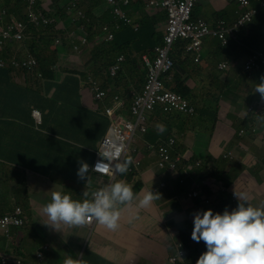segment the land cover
Wrapping results in <instances>:
<instances>
[{
    "label": "trees",
    "instance_id": "16d2710c",
    "mask_svg": "<svg viewBox=\"0 0 264 264\" xmlns=\"http://www.w3.org/2000/svg\"><path fill=\"white\" fill-rule=\"evenodd\" d=\"M137 1L136 4L131 2L124 5L123 0H115V5H111L106 0H56L51 17H56L65 28H56L55 24L47 27L29 26L26 32L25 44L37 59L43 79H36L34 73L0 68V164L3 167H0V184L8 189V182H15L14 189L9 187L13 189L10 196L14 203L10 209H6L7 202L0 204V216L11 212L16 205L23 202L22 192L25 193L27 190V172L55 181L53 178L55 172L60 170L59 172L62 173V162L67 152L73 149V144L79 140V136L82 135L89 140L94 139L96 142L103 137L109 124L104 109L110 105L113 96L123 93V82H128L135 91H141L146 75V67L141 57L147 54L152 59L153 48L162 44L164 29L158 25L166 18V13L164 11L153 13L146 2ZM61 2L63 5L60 7ZM0 6L5 7L16 19L25 20L24 0H0ZM115 7L122 9L128 17L118 18L112 13ZM97 8L100 16H96L93 12ZM76 9L84 11L85 18L80 22H72L69 18L70 10ZM233 10L234 7H226L217 16L230 19L231 15L237 14ZM133 14L138 23L137 30L126 23V20L132 19L130 16ZM71 24L76 28L83 25L84 31L79 33L89 42V59L85 64V71L63 68L61 57L65 43L53 47L54 38L58 34H64ZM104 26H108L113 33L112 40L105 41L100 38V41H96V33ZM247 30L248 36L244 38V45L264 49V8L247 25ZM188 43L189 40L186 38H178L173 42L169 57L176 68L161 78L168 90L181 94L196 107L197 116L170 113L158 108L151 117L152 120L156 118L164 125L165 130L160 132L164 142L171 137H178L176 152L182 150L183 132L192 129L213 133L218 122V119L214 118V126L206 127L211 115H217L219 111V98L208 90L198 91L189 85L198 74L200 64L194 55L186 51ZM240 47L234 41L226 46L220 43V59L240 52ZM0 54L5 58L8 57L5 49L1 50ZM119 55L124 56V61L120 63L117 73L119 81L115 82L107 70ZM23 74H25L24 81L17 82L16 77H21ZM87 74H90L103 90L108 91L107 98L100 103H90V106H86L79 98V90L83 87ZM223 93L224 85H221L220 94ZM33 108L41 112L42 123L37 128L30 115ZM95 148L96 145L90 147L78 145L72 156L74 166L78 167V161L91 162L94 155L89 150ZM6 164L11 165L12 168H8ZM15 170H18L16 172L20 175V179L8 178V174L13 175ZM65 170L70 176L63 177L73 179L75 175L73 168L65 167ZM117 182L131 185L135 194H138L143 187L141 179L128 171L119 174ZM159 183L166 184L164 181ZM63 188L70 189L69 186ZM196 193L198 198L205 197L200 187H196L189 196L193 197ZM206 193L211 195L209 190H206ZM15 229L20 231V229L24 230V227ZM182 240L186 243V256L177 264H196L199 254L207 251L205 242L196 244L195 241ZM21 247L24 248L22 243ZM16 248L20 249L19 246ZM25 251L7 252L11 255H22Z\"/></svg>",
    "mask_w": 264,
    "mask_h": 264
},
{
    "label": "clouds",
    "instance_id": "9594fccd",
    "mask_svg": "<svg viewBox=\"0 0 264 264\" xmlns=\"http://www.w3.org/2000/svg\"><path fill=\"white\" fill-rule=\"evenodd\" d=\"M24 1L26 2V6L23 9V13L26 16L25 20L16 19L15 16L13 14H10L5 7L0 6V13L4 11V14L1 16L0 27H6L11 23L13 24L22 23L25 26L22 33V38L20 40L9 39L3 41L1 50L5 49L8 57L5 58L0 54V62L2 63V65H0V68L3 69L11 68L14 70L24 71L25 73H34L36 79L42 80L43 77L39 69L38 61L35 58V56L32 53H30V51L27 49V45L25 44L26 32L28 31V27L29 26L47 27V26H51L52 24H55L56 28H65V27L61 21L56 20V17L55 18L51 17V14L54 13V9H55L54 3L56 0H52L51 2H48L47 0H35L33 4H30L28 0H24ZM143 1L146 2V5L148 7L152 8L153 13H157L161 11H164L166 13V18L160 21L158 25L159 27H162L164 29V33L162 35V44L157 45L153 48L154 56L152 57V59L147 54H143L141 57V61L146 67L145 80L141 91L137 92L132 88V86L128 82H123L122 83L123 93L121 95L113 96L110 105L105 107L104 111L109 120V124L103 137L96 144V148L93 150H89L94 155L91 162L86 163L83 161H78L79 168L77 167L78 169L77 181L83 187H87L89 189L90 191L89 196L91 200L85 199L83 201L84 196L81 190L75 194H72L71 192H69L70 189L66 190L63 188V186H68V185L62 183L60 186L61 192L59 191L52 192L51 202L47 203L42 207L43 214L46 215L48 220L50 221V223L47 224L46 226H49L50 228L58 232H60L59 229L62 224L68 227H82L88 224L93 229L95 226V222L105 227L109 231L115 232L120 228L122 206L123 208L131 209L135 205L137 210L147 209L152 206L153 201L161 198L160 194L164 192V190L167 188V185L164 183H158L156 186L152 188L151 191L147 192L145 195H143L142 198H140L138 194L141 191L138 194H135L132 190L131 185L126 184V182H117V177L119 174H124L128 171L129 173H134L137 176V178L141 179L142 162L138 157L139 147L131 149V145L135 141L137 133H140L143 136L148 132L149 122L151 120L152 113L156 109L160 108L166 112H170V113L176 112V113L188 115L190 117L197 116L196 107L192 105L181 94L175 91L168 90L163 85L161 78L164 74L176 68L171 57H169V52L171 46L173 45V42L178 38H186L189 40V43L186 46V51L194 55L195 59L199 61V64L203 55L202 49H203L204 41L208 38H213L217 41L218 59L216 60V67L220 71V78L222 80L220 79L218 90L212 92L216 97L219 98V102H218L219 110H220V105L224 101V99H229L231 95L236 96V91L238 87L233 83V81L231 84L227 83V80L231 70L241 62L242 57H245V59L242 60L243 73L241 74V76L248 77L251 80V83L249 86H247L248 90L241 93L239 99L244 96V93L251 95L250 97L253 100H251L250 98L246 100L247 117L253 118L257 116L260 118H264V49L251 48L248 45H244V38L248 36L247 25L251 23L254 17L260 12V10L264 8V0H249L248 5H243L240 0H227L228 4H232L233 2L237 3V6L233 5L234 7L233 11H236L237 14L231 15L230 19L218 17L217 15L220 13V11L224 10L227 7L226 6L225 8L219 11L215 10L214 12H212L211 16H213V20H211L210 22L207 19L195 17L193 11L194 7L197 3L201 2L202 0H193L189 19L191 22H193L196 25L194 32L190 36L179 35L172 40L167 51V55L169 59H171L173 64L172 68L165 73H160L158 76V80L162 85L163 92H171L182 97L184 100L188 102L189 106L193 108L194 113L191 114L190 112H184L176 109L167 110L165 108V105L163 104L156 105L152 110H146L144 113L146 118V124H145L146 130L144 132L139 130L136 132L134 138L131 140L128 146V152L125 155L124 160L122 162L115 163L116 174L110 175V174H101L96 172V171H106L108 170L109 167L107 164L102 165V161H99L94 168L93 165L96 159H98L96 152L100 147V142L107 134V131L111 126V124L117 122L118 119L120 118L125 119L132 124L136 122L137 116L132 113L131 108L135 97L142 95L146 84L147 76L149 73L148 66L145 64L143 58L145 57L149 60L150 63H153L157 56L155 48L167 47L164 38L167 35L169 15H168V9L165 6H163V2L166 0H143ZM131 2L135 4L138 3L137 0H127V2L125 3L123 0L124 5L131 4ZM62 5L61 3L59 4L60 7ZM119 10L122 12V9ZM30 12H32L38 17L42 16L43 18L49 20V23L43 24L40 20L39 23L36 25L30 22V18L28 16ZM112 13L115 14L113 11ZM122 13L123 16H121V18H125V16H127L126 13L125 12ZM130 17L133 20L132 19L127 20L130 22L127 25L131 24V27L134 30H137L138 23H136L135 17L133 16ZM69 18L71 19L72 22H80L85 18L84 11L81 9H76L74 11L70 10ZM197 26L200 29H198ZM81 31H84L83 25H80L76 28L74 24H71L68 27V29H66V32L64 34H58V36L55 37L53 40V47L60 46L63 44V42L65 43L62 52V57L66 55L68 52L73 53V55L70 56L69 61L73 56L80 57L86 48L88 50V59H89V49H88L89 42L87 41V38L83 34L79 33ZM108 35H111V37L113 38V33L110 31L108 26H104L96 33L95 40L96 41H100L101 39H104L105 41L112 40V38L108 39ZM81 38L85 39L84 43H82ZM198 40H200V43H198ZM231 41H234L241 46L240 52L232 53L229 56L220 59L219 44L221 43L222 46H226ZM14 44L20 45L22 48L17 49L12 53H9L8 49ZM28 56L34 59L35 65L31 67L22 66V63L27 61ZM120 56H122L123 59L122 61L117 62V59ZM118 57L116 58L115 62L111 64V65L114 64L118 65V70L115 76H112L109 72V67L111 65H109L107 70L109 76L112 77L115 80V82L119 81L117 73L120 69V63L124 61L123 55H119ZM88 59L86 60V62L88 61ZM12 60L17 61L19 65L18 66L12 65L11 64ZM63 68H67V67H63ZM67 69L75 70L71 68H67ZM201 69L202 66L200 64L198 74L200 73ZM82 71H85V67ZM16 78L20 79L21 80L20 83H21L25 79V74H23L21 77H16ZM205 83L206 82H204V84ZM239 83H242V81H239ZM189 85L193 87L192 82H190ZM221 85H224L223 94H220ZM95 88H98L99 91L104 93V95L101 98H96L97 91H95ZM203 89L205 91L204 87H202V89H195V90L201 91ZM81 91H84L88 95L90 99V103H94V104L100 103L105 98L108 97V91L103 90L100 87V85L94 79H92L90 74H87V79L83 82V87ZM117 100L121 101V105L118 109H115L117 105ZM127 100H129V102ZM106 109L114 110V116L116 118L115 119L110 118L106 113ZM33 111H37L39 113V117H40L39 123H37L36 119L34 118ZM218 113L219 111L217 112V115ZM30 115L34 121V126L36 128L39 127L42 123L41 112L38 109L33 108L31 110ZM217 115L212 114L211 117L214 119L216 118ZM154 119L157 120L156 118ZM207 126L208 123H206V127ZM213 126L214 124L212 125V127ZM247 126H250L251 130L253 132H256V125L253 121L247 122ZM157 129L160 132L165 130L164 125H160V124L157 125ZM160 132L158 138L161 140L155 143H150V142L144 143V149L146 151H151L157 154L158 156L157 165L159 170L176 173L178 176V180L182 185L185 184L188 179H191L193 183H197V179H193V176L195 174H201L203 172L204 173L206 172V174L201 178L209 175L210 170L207 168V163L198 153H194L192 150L189 149L185 150L186 149L185 144L183 145L181 152H176L178 137H171L167 142H164ZM176 132L179 131L176 130ZM188 132L211 134V132L209 131L206 133V132H202L201 130L195 131L192 129H188L185 132H183L182 137L186 136ZM246 133H247L246 129H241L239 135L243 137L246 135ZM161 148H165L170 156V160L165 162L164 167L160 166V162L162 161V156L160 151ZM115 155L116 154L112 151H105L103 153L104 158L109 161L113 160L115 158ZM136 159L139 161V164H137ZM171 163H175L174 168L170 166ZM0 167H2L1 164ZM93 176H101L108 178L110 179V184L103 187L100 190H93L92 188H90V183L92 182L91 179ZM53 178L56 181L55 175L53 176ZM80 180H84V181H80ZM68 181L71 182L70 180ZM7 190L9 193H11L13 189H7ZM27 193H29L28 189L26 190L25 193L22 192L23 202L21 203L22 204L21 206L16 205L11 212L3 213V215L0 216L1 219L4 215L15 214V212L19 210L17 217L21 220V224L17 226H9L6 232L0 228V231L5 236L9 234L12 228L23 227L27 223V218L24 215V207L28 208L27 198L25 196V194ZM69 195H76L78 197L75 200H72L71 196ZM84 195L87 196L88 194L84 193ZM192 198L197 199L198 194L196 193ZM203 199L207 203L211 202L210 199H207L205 197H203ZM248 199L249 197L246 193H240L239 195L234 193L232 195V205H230V207L228 205L226 208H223L221 210L217 209L215 211V214H213L212 210L198 211L193 213L194 216L193 231H189L190 232L189 235L185 233L181 236L180 242L177 245L178 249L175 255L170 258V264H177L181 259H183L186 256V243L182 239H185L189 242L195 241L196 244H200L203 241L205 242L207 251L205 253L199 254V259L197 260L196 264H264V204H261L259 207H252L251 205H247ZM13 203L11 204V206L13 205ZM136 219H139V216H132L129 219V223H131L133 220ZM47 249H48L47 246H45L34 251L32 254H26L25 251L23 252L22 255H11L7 252V251L12 252V250L9 249L2 250V252L0 249V252L8 257L7 264H16L15 262L17 261L19 262L18 264H47V260L44 255ZM36 254L41 255V263L39 262ZM82 258L83 256H81L80 259L78 260L68 258L65 259L63 261L64 263L62 262V264H83V262L81 261ZM24 259H27L28 263H26ZM172 259H175V263H172Z\"/></svg>",
    "mask_w": 264,
    "mask_h": 264
},
{
    "label": "crops",
    "instance_id": "0c3cea01",
    "mask_svg": "<svg viewBox=\"0 0 264 264\" xmlns=\"http://www.w3.org/2000/svg\"><path fill=\"white\" fill-rule=\"evenodd\" d=\"M201 2L211 3L210 14L226 6L233 7L227 0H202ZM93 12L96 16H100L99 8ZM132 16L136 17L135 14ZM207 20L210 22L213 16H208ZM20 48H22L20 45L14 44L8 51L12 53ZM217 51L215 39L208 38L204 41L200 61L202 69L195 79L191 80L195 89H202L206 82L212 91L218 90L221 78L220 71L216 67ZM87 59L88 57L82 60L78 56H73L69 61L74 65L71 69L82 71ZM244 59L245 57H242L241 62L231 70L229 76L227 75V83L231 84L233 81L238 89L236 96L231 95L229 99H224L221 103L216 116L218 122L215 131L211 134L188 132L186 136H183L185 150L189 149L198 153L207 163V168L210 170L208 176L201 178L206 172L195 174L193 179H197V183L188 179L182 185L176 173L159 170L157 154L144 149L145 142L155 143L161 140L158 138L160 131L157 125L162 124L151 119L148 132L139 138L138 157L142 162L143 187L138 195L142 198L160 181H164L167 188L160 194L161 198L153 201L152 206L147 209L137 210L135 205L131 209L122 206L120 228L115 232L109 231L97 222L93 229L88 224L82 227H68L62 224L58 232L46 226L50 221L42 212V207L51 202V186H61L64 183L70 187L69 192L72 194L81 190L84 196L83 201L91 200L89 189L77 181L78 169L73 164L72 156L78 145L90 147L98 142L81 135L73 144V149L67 152L62 162V173L59 172L60 170L55 172L56 181L52 182L38 176L45 180V191L38 190L34 185H28L29 193L25 194L28 208L24 207L27 223L23 226L24 230L18 231L12 228L8 236L0 231V249H9L12 253L26 250V254H32L41 247L47 246L48 249L44 253L47 264H62L60 260L62 251H65L66 255H72L71 259L78 260L83 256L81 260L83 264H170V258L175 255L181 236L185 233L189 235V231H193V213L212 210L215 214L217 209L221 210L228 205L230 207L234 193L237 195L246 193L249 197L247 205L264 204V118L247 117L246 100L248 98L253 100L251 95L244 93V96L239 99L241 93L248 90L247 86L251 83L248 77L241 76ZM217 72L219 73L216 75ZM16 81L21 80L16 78ZM81 89L79 98L86 106H90L88 95ZM249 121L255 123L256 132L247 126ZM235 127H238L237 131L234 130ZM241 129L247 130L243 137L239 135ZM6 165L12 168L11 165ZM65 167L73 168L75 174L73 179L63 177L70 176ZM164 172H166V179L163 180ZM68 179L72 181L69 182ZM9 187L7 185L8 189ZM196 187L203 190V195L211 200L210 203L205 202L202 197L195 199L189 196ZM206 190H209L211 195H208ZM84 193L88 195L85 196ZM69 196L72 200L78 197ZM5 202L8 204L6 209H10L12 207L10 204L13 203L10 193L0 184V204ZM132 216H139V219L129 223ZM42 217L45 222L43 227L39 224ZM21 243L24 246L23 249Z\"/></svg>",
    "mask_w": 264,
    "mask_h": 264
},
{
    "label": "built area",
    "instance_id": "2783aa9c",
    "mask_svg": "<svg viewBox=\"0 0 264 264\" xmlns=\"http://www.w3.org/2000/svg\"><path fill=\"white\" fill-rule=\"evenodd\" d=\"M30 4H33L35 0H28ZM48 2H51L52 0H47ZM107 3L114 5V0H106ZM243 5H248L249 0H240ZM127 2V0H124V3ZM193 4V0H166L163 2V6H165L168 9V26H167V35L165 36L164 40L166 42L167 47H156L155 51L157 53L156 59L153 63H150L147 58H143L145 61V64L148 66L149 73L147 76L146 84L144 87V91L142 95L136 96L132 105V113L137 116L136 122L134 124L128 122L125 119H118L117 122H114L109 127L107 134L104 136V138L100 142V147L98 151L96 152V155L98 156V159L94 162L93 168L96 166V164L99 161H102L103 164H107L108 170L106 171H96L101 174H116L115 170V163L116 162H122L124 160L125 155L128 152V146L131 142V140L134 138L136 132L142 131L144 132L146 130L145 124H146V118H145V111L146 110H152L154 107L158 104L165 105V108L167 110H181L184 112H190L193 114V108H191L186 100H184L182 97H180L177 94L171 93V92H163L162 91V85L160 81L158 80V76L160 73H165L169 71L172 68V61L169 59L167 55L168 48L172 42L173 39H175L176 36L182 35V36H190L196 27V25L190 21L189 15L191 6ZM113 12L116 16L121 17L123 16V13L118 9L114 8ZM4 14V11L0 13V20L1 16ZM30 22L34 24H38L39 21L43 24H48L49 20L43 18L42 16L38 17L32 12L29 13ZM127 24L130 22L127 21ZM137 27V26H136ZM25 26L22 23H11L7 25L6 27H0V50L2 48V43L4 40L9 39H15L20 40L22 38V33ZM198 29H200L197 26ZM237 36V34H236ZM111 35H108V39H111ZM82 43L85 42L84 38H81ZM198 43H200V40H198ZM122 56L118 57L117 62L122 61ZM12 65L18 66L19 63L15 60L11 61ZM0 65L2 63L0 62ZM35 65V61L32 57L28 56L27 61L22 63V66L31 67ZM118 70V65L114 64L109 67V72L112 76H115L116 72ZM96 98H101L104 93L99 91L98 88H95ZM121 105V101L117 100V105L115 109H118ZM107 115L115 119L114 116V110L106 109ZM33 116L36 119L37 123L40 122L39 113L37 111H33ZM172 144V142H171ZM105 151H112L114 152L115 158L111 161L104 158L103 153ZM161 156L162 161L160 162V166L164 167L165 162L170 160V156L165 148H161ZM179 160V159H178ZM137 164H139V161L136 159ZM112 166V168H111ZM172 168L175 167V163H171L170 165ZM19 213V210L15 212V214L10 215H4L0 219V228L3 229L5 232L7 231L9 226H17L21 224V220L17 217V214ZM38 257L39 262L41 263V255L36 254ZM8 257L0 252V264H7ZM18 264L19 262H15ZM172 263H175V259H172Z\"/></svg>",
    "mask_w": 264,
    "mask_h": 264
},
{
    "label": "rangeland",
    "instance_id": "374dc122",
    "mask_svg": "<svg viewBox=\"0 0 264 264\" xmlns=\"http://www.w3.org/2000/svg\"><path fill=\"white\" fill-rule=\"evenodd\" d=\"M63 4V2H61V5ZM233 5L234 6H237V3L233 2ZM211 3L210 4H207V3H202V2H199L195 5L194 7V15L196 18H204V19H208V16L210 17L211 14H210V10H211ZM214 12V11H213ZM210 14V15H209ZM29 16V15H28ZM84 52H86L84 54ZM83 54L80 56V58L83 60L84 58H87L88 57V50L87 48L84 50ZM73 53L72 52H68L66 55H64L63 57H61V63H62V66L63 67H67V68H72V66H74L73 64H70L68 61H69V58L70 56H72ZM219 72H217L216 74H218ZM203 87L205 88V91L208 90L211 94H213L212 92V89L211 87L208 85V84H203ZM220 118V117H219ZM208 125L209 126H212L213 125V118H209L208 119ZM237 128L238 127H235L234 130L237 131ZM142 135L140 133H137L136 134V139L135 141L132 143L131 145V149L133 148H137L139 147L140 145V142H139V138L141 137ZM18 170H15V173L12 175V173H9L8 174V178H13V179H20V175L16 172ZM27 172V171H26ZM166 177V172H164V174L162 175V178H165ZM92 182L90 183V188H92L93 190H100L102 189L103 187L107 186L110 184V179L108 178H105V177H101V176H93L92 177ZM34 183V184H33ZM44 183H45V180L44 179H41L39 178L38 176H33L32 174H30L29 172L26 173V184L27 185H34V187H36L38 190L40 191H45V187H44ZM14 184L15 182L11 181V182H8L7 185H9L10 187H12L14 189ZM22 189V188H21ZM27 189L29 190V187H27ZM33 190H36V189H33ZM54 191H59L61 192V187L60 186H51V195H52V192ZM22 204H19L18 206H21ZM252 207H259L260 204H257V205H251ZM22 208V207H21ZM42 216V215H41ZM39 224L43 227V225L45 224L44 220H43V217L41 219V221L39 222ZM30 228V227H29ZM29 230V229H28ZM1 252H2V249H1ZM65 251H62L61 252V255L60 257V260L63 262L65 259L67 258H70V257H73L72 255H66L64 254ZM26 261V263H28V260L27 259H24Z\"/></svg>",
    "mask_w": 264,
    "mask_h": 264
}]
</instances>
